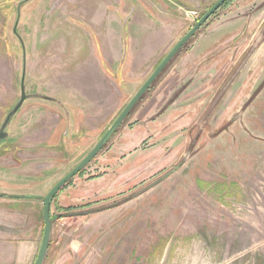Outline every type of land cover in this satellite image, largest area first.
Masks as SVG:
<instances>
[{"label": "rangeland", "instance_id": "obj_1", "mask_svg": "<svg viewBox=\"0 0 264 264\" xmlns=\"http://www.w3.org/2000/svg\"><path fill=\"white\" fill-rule=\"evenodd\" d=\"M216 1L0 0V264ZM50 213L43 264H264V0L217 9Z\"/></svg>", "mask_w": 264, "mask_h": 264}, {"label": "water", "instance_id": "obj_2", "mask_svg": "<svg viewBox=\"0 0 264 264\" xmlns=\"http://www.w3.org/2000/svg\"><path fill=\"white\" fill-rule=\"evenodd\" d=\"M227 0H217L189 29V31L172 47V49L165 55L161 62L157 65L154 71L150 76L145 80L141 87L136 91L132 96L129 102L125 105L119 115L115 118L109 128L97 141V143L90 149V151L63 177H61L47 192V194L41 198L43 207H42V219H43V231L40 246L34 264H43L48 246L50 243V234H51V222L50 218V204L55 196V194L67 184L75 175H77L84 167L90 163V161L98 154V152L106 144L109 137L116 131V129L122 124L126 116L130 113L132 108L137 104L141 97L148 91L157 77L161 74L164 68L169 64L173 57L182 49V47L188 42V40L194 36L198 29L208 20V18L219 9ZM14 28V32H15ZM24 100V91L23 86L21 85V97L19 103L13 108V112L16 111L19 105ZM6 124V122H5ZM4 124V125H5ZM6 134L0 132V139L4 138Z\"/></svg>", "mask_w": 264, "mask_h": 264}, {"label": "trees", "instance_id": "obj_3", "mask_svg": "<svg viewBox=\"0 0 264 264\" xmlns=\"http://www.w3.org/2000/svg\"><path fill=\"white\" fill-rule=\"evenodd\" d=\"M115 120V119H114ZM109 128V127H108ZM107 128V129H108ZM106 129V130H107ZM105 133V132H104ZM103 133V134H104ZM102 134V135H103ZM101 135V136H102ZM101 138V137H100ZM82 172V170L78 173V174H80ZM72 180V179H71ZM70 180V181H71ZM69 181V182H70ZM69 182L67 183V184H69ZM67 184H65L59 191H61ZM59 191L55 194V196L53 197V199H52V201H51V204H52V202H53V200H54V198L56 197V195L59 193ZM29 196H27V195H17V196H9V198H12V199H22V198H28ZM51 204H50V207H51ZM76 209V207H73V206H68V207H66V208H61V211H64L65 212V214H68L67 212H71V211H73V210H75ZM49 214H50V218L52 219V221H53V219L54 218H59V217H61L62 215H52L50 212H49ZM43 220V219H42ZM52 223V222H51ZM43 231V230H42ZM49 247V246H48ZM36 259V258H35ZM34 262H35V260H34ZM34 264V263H33Z\"/></svg>", "mask_w": 264, "mask_h": 264}]
</instances>
